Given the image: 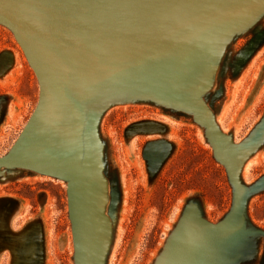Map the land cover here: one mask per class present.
I'll return each mask as SVG.
<instances>
[{
  "label": "rangeland",
  "instance_id": "374dc122",
  "mask_svg": "<svg viewBox=\"0 0 264 264\" xmlns=\"http://www.w3.org/2000/svg\"><path fill=\"white\" fill-rule=\"evenodd\" d=\"M261 11L264 6L233 15L215 32L219 37L233 32ZM6 50L10 59L0 69V156L12 148L40 98L39 79L22 45L0 22V54ZM139 92L101 103L100 116L88 113L84 122L83 166L101 167L107 186L104 210L112 230L105 264H155L183 212L194 204L212 223L232 214L227 231L237 243L235 196L264 176V139L254 132L264 119V12L226 42L201 95L217 127L235 144L254 140L237 182L193 113ZM67 184L24 168L0 174V264H76ZM248 193L246 226L261 233L233 264H264V189ZM239 197L242 201L243 191ZM233 259L232 254L208 264Z\"/></svg>",
  "mask_w": 264,
  "mask_h": 264
},
{
  "label": "water",
  "instance_id": "95a60500",
  "mask_svg": "<svg viewBox=\"0 0 264 264\" xmlns=\"http://www.w3.org/2000/svg\"><path fill=\"white\" fill-rule=\"evenodd\" d=\"M262 6L264 0H0V22L13 29L40 83L35 111L0 156V174L24 168L68 181L76 264H105L112 230L101 167L87 171L82 163L85 118L88 113L99 117L101 103L134 96L137 89L143 97L193 113L237 182L254 140L235 144L217 127L201 95L211 85L226 42L264 11L222 37L216 29L229 17ZM8 59L9 51L0 54V69ZM256 131L264 139V119ZM263 189L264 176L250 189L241 186L235 196L242 247L230 241L232 214L212 223L194 204L183 212L155 264H208L232 254L233 264L261 233L246 226L244 212L248 192Z\"/></svg>",
  "mask_w": 264,
  "mask_h": 264
},
{
  "label": "bare ground",
  "instance_id": "6f19581e",
  "mask_svg": "<svg viewBox=\"0 0 264 264\" xmlns=\"http://www.w3.org/2000/svg\"><path fill=\"white\" fill-rule=\"evenodd\" d=\"M4 68H7V67L4 66ZM4 68H3V70H4ZM11 68H12V67H11ZM9 70H10V69H9ZM8 73H9V72H8ZM11 73H12V72H11ZM85 119H86V118H85ZM246 164H247V163H246ZM96 258H97V257H96Z\"/></svg>",
  "mask_w": 264,
  "mask_h": 264
}]
</instances>
